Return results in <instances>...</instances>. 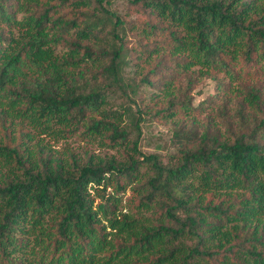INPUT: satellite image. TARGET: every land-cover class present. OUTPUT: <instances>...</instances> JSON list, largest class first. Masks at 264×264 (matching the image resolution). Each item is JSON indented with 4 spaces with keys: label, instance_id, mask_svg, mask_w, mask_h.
<instances>
[{
    "label": "trees",
    "instance_id": "obj_1",
    "mask_svg": "<svg viewBox=\"0 0 264 264\" xmlns=\"http://www.w3.org/2000/svg\"><path fill=\"white\" fill-rule=\"evenodd\" d=\"M112 1L0 0V264H264V0Z\"/></svg>",
    "mask_w": 264,
    "mask_h": 264
},
{
    "label": "rangeland",
    "instance_id": "obj_2",
    "mask_svg": "<svg viewBox=\"0 0 264 264\" xmlns=\"http://www.w3.org/2000/svg\"><path fill=\"white\" fill-rule=\"evenodd\" d=\"M110 7L114 11L118 12L121 16H124V18L127 20H131L135 17L133 12H131L128 8V0H113L110 4ZM214 93L215 82L211 79H205L199 83L192 92L193 105L199 104L206 97H209ZM112 101L117 105L121 102L119 98L113 99ZM141 129L142 136L140 140V149L147 153H158L162 157L163 161H166L169 157V154L174 151L171 140L172 126L170 124L158 123L146 116ZM50 143L53 148L58 150H62L64 147L69 146L74 150L79 151L83 145V142L79 141L75 136L66 140H59L57 142L50 141ZM90 149L96 155H114L117 158H121L119 151L100 147L96 145V143H91Z\"/></svg>",
    "mask_w": 264,
    "mask_h": 264
}]
</instances>
